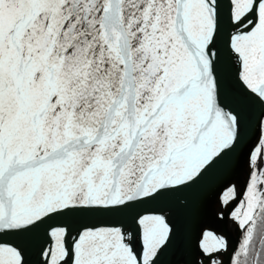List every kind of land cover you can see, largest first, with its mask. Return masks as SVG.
I'll return each mask as SVG.
<instances>
[{
    "label": "snow or ice",
    "instance_id": "obj_1",
    "mask_svg": "<svg viewBox=\"0 0 264 264\" xmlns=\"http://www.w3.org/2000/svg\"><path fill=\"white\" fill-rule=\"evenodd\" d=\"M0 264H264V0H0Z\"/></svg>",
    "mask_w": 264,
    "mask_h": 264
},
{
    "label": "water",
    "instance_id": "obj_2",
    "mask_svg": "<svg viewBox=\"0 0 264 264\" xmlns=\"http://www.w3.org/2000/svg\"><path fill=\"white\" fill-rule=\"evenodd\" d=\"M218 214H219V208L216 205L215 201H213L209 209L201 215L196 225L197 231L203 228L205 230L215 232L218 235H224L233 243L237 242L238 236L234 230L232 222L227 218H225L223 221L218 220L217 219ZM222 230H226V232L229 233V235L231 236L230 237L231 239ZM170 258L180 259L182 257L176 256Z\"/></svg>",
    "mask_w": 264,
    "mask_h": 264
},
{
    "label": "bare ground",
    "instance_id": "obj_3",
    "mask_svg": "<svg viewBox=\"0 0 264 264\" xmlns=\"http://www.w3.org/2000/svg\"><path fill=\"white\" fill-rule=\"evenodd\" d=\"M226 14H227V13H226V11H225V12H224V15L226 16ZM196 230H197V228H196ZM222 231H223V232H224L229 238L231 237V236L229 235V233L226 232V230H222ZM230 239H231V238H230Z\"/></svg>",
    "mask_w": 264,
    "mask_h": 264
}]
</instances>
